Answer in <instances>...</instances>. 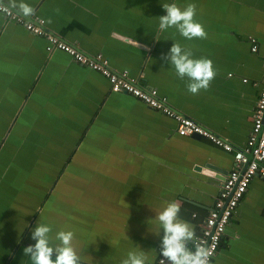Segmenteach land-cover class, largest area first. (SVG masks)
<instances>
[{"label":"crops","instance_id":"crops-1","mask_svg":"<svg viewBox=\"0 0 264 264\" xmlns=\"http://www.w3.org/2000/svg\"><path fill=\"white\" fill-rule=\"evenodd\" d=\"M20 0H17L19 3ZM44 29L155 89L173 111L235 148L247 141L264 80V0H23ZM8 5L9 0H3ZM196 5L207 38L161 31L163 4ZM250 38L257 40L251 51ZM173 43L207 58L216 76L190 94L163 59ZM0 13V264H32L38 223L74 234L81 264H121L144 251L157 264L156 212L166 201L196 236L233 168V154L182 137L176 122L113 93L99 73ZM215 169H209V168ZM53 259L55 256L53 255ZM210 264H264V180L248 185Z\"/></svg>","mask_w":264,"mask_h":264},{"label":"built area","instance_id":"built-area-1","mask_svg":"<svg viewBox=\"0 0 264 264\" xmlns=\"http://www.w3.org/2000/svg\"><path fill=\"white\" fill-rule=\"evenodd\" d=\"M0 13L8 20L21 24L29 33L44 38L47 42V51H62L69 55L75 63L99 73L108 81L111 92L130 95L151 109L172 118L177 124L179 136H197L224 152L233 154V168L224 178L214 205L203 221L201 233L197 236L200 241L211 249L212 255L209 258L211 263L221 245L225 229L231 223L232 217L245 195L249 183L255 177L264 180V80L261 83L254 108L250 134L243 147L235 148L192 119L173 111L167 106L165 99L158 96L155 89H145L137 85L135 80L128 77L126 71L117 73L112 70L108 60L103 55H87L52 33L47 32L44 29L43 20L35 18L34 21L27 22L11 9L9 13L2 11ZM250 43L251 51L256 52L257 40L250 38ZM192 247L189 244V248ZM160 259L159 252L157 264H160Z\"/></svg>","mask_w":264,"mask_h":264},{"label":"clouds","instance_id":"clouds-1","mask_svg":"<svg viewBox=\"0 0 264 264\" xmlns=\"http://www.w3.org/2000/svg\"><path fill=\"white\" fill-rule=\"evenodd\" d=\"M166 14L159 17L161 31L175 28L186 39L207 38L202 24L195 21L196 5L188 4L183 10L175 3L163 4ZM10 9H17L23 17H31L35 10L20 0H9L8 5L0 0V11L9 13ZM171 63L180 79L187 77L186 89L190 94H199L201 90H208L216 76V70L210 59H193L191 50L182 49L178 43H173L168 53L163 56ZM181 205L177 201H166L161 210L156 212L159 230L155 233L163 235L160 238V264H210L211 249L199 240L194 227L180 217ZM51 228L38 223L31 234L34 245L24 248L32 264H81V258L73 247L74 234L71 231H59L56 239L59 244H50ZM189 244L193 247L189 248ZM194 249V250H193ZM53 255L55 259H53ZM148 256L144 251H129L121 264H147Z\"/></svg>","mask_w":264,"mask_h":264},{"label":"water","instance_id":"water-1","mask_svg":"<svg viewBox=\"0 0 264 264\" xmlns=\"http://www.w3.org/2000/svg\"><path fill=\"white\" fill-rule=\"evenodd\" d=\"M12 10V9H11ZM13 11V10H12ZM14 12V11H13ZM15 13V12H14ZM35 18H38V19H40V20H42L41 18H39V17H35ZM44 22V21H43ZM45 25V24H44ZM107 59V58H106ZM108 60V59H107ZM109 62V61H108ZM125 71V70H124ZM124 71H120V72H118L117 71V73H121V72H124ZM116 72V71H115ZM127 72V71H126ZM128 73V72H127ZM131 79H133V80H135L134 78H131ZM136 81V80H135ZM150 108V107H149ZM191 138H194V139H200L199 137H197V136H191ZM209 169H215V168H212V166H211V168H209Z\"/></svg>","mask_w":264,"mask_h":264},{"label":"flooded vegetation","instance_id":"flooded-vegetation-1","mask_svg":"<svg viewBox=\"0 0 264 264\" xmlns=\"http://www.w3.org/2000/svg\"><path fill=\"white\" fill-rule=\"evenodd\" d=\"M222 240H223V238H222Z\"/></svg>","mask_w":264,"mask_h":264}]
</instances>
